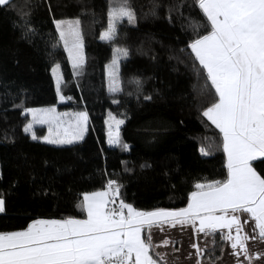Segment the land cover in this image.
Here are the masks:
<instances>
[{"label":"trees","instance_id":"obj_1","mask_svg":"<svg viewBox=\"0 0 264 264\" xmlns=\"http://www.w3.org/2000/svg\"><path fill=\"white\" fill-rule=\"evenodd\" d=\"M128 2L136 21L119 22L114 42L101 35L119 0H10L0 6V232L24 230L37 219H84L83 194L106 189L109 179L119 185L117 199L150 211L183 208L196 183L227 178L223 135L202 114L217 99L215 90L188 47L210 28L206 17L195 0ZM63 18L80 21L84 62L76 69L56 26ZM193 24L201 25L198 31ZM116 48L129 54L118 66L121 90L112 92L107 74ZM57 64L68 105L89 117L84 138L66 145L24 131L26 109L58 104ZM111 117L124 120L126 150L107 142ZM262 161L253 166L264 175ZM208 236L201 258L216 263L229 241L219 230Z\"/></svg>","mask_w":264,"mask_h":264},{"label":"snow or ice","instance_id":"obj_2","mask_svg":"<svg viewBox=\"0 0 264 264\" xmlns=\"http://www.w3.org/2000/svg\"><path fill=\"white\" fill-rule=\"evenodd\" d=\"M9 3L10 0H0V6ZM195 3L210 28L206 34H198L188 47L206 73V82L210 81L215 90L217 99L202 114L223 135L227 178L196 183L187 207L150 211L137 209L122 199L118 210L110 208L109 203H114L119 195V185L109 179L105 190L83 194L81 208L86 213L85 219H37L24 230L0 232V264H167L166 254H150L151 249L161 246L153 244L151 228L155 225L162 230L164 224L195 226L197 221V232L214 235L219 230L220 238L231 242L232 255L237 257L241 253L236 250L240 249L251 258L247 241L264 242V175L253 167V161L264 158V0H195ZM108 17V27L101 35L108 42L116 40L119 22L125 18L130 24L136 21L128 0H119L110 8ZM56 26L73 66L82 64L79 20H59ZM200 27L192 25L193 31ZM114 51L109 65L110 91L117 92L121 90L118 66L129 53L127 48ZM59 69L58 64L52 69L58 92L62 82ZM26 111L35 121L50 125L49 135L43 137L48 143L71 144L82 140L88 131L87 112L76 113L75 123L64 128L55 108ZM111 120L108 143L128 149L126 143H121L119 133L124 120L115 117ZM52 125L56 127L55 133ZM32 127L29 123L24 131H32ZM32 138H37L34 132ZM200 151L208 154L203 147ZM4 203L0 198V212L4 211ZM237 213L249 215L255 224L253 232L258 230V235H241L243 226ZM145 229L149 231L142 236ZM168 244V240L162 242L163 246ZM191 247L197 250V255L205 251L199 244ZM196 264H201L199 259ZM237 264L242 262L238 260Z\"/></svg>","mask_w":264,"mask_h":264},{"label":"crops","instance_id":"obj_3","mask_svg":"<svg viewBox=\"0 0 264 264\" xmlns=\"http://www.w3.org/2000/svg\"><path fill=\"white\" fill-rule=\"evenodd\" d=\"M225 154L227 158V153L225 152ZM102 190H105V189H102ZM98 191H101V190H98ZM93 192H96V191H93ZM87 193H92V192H87ZM109 207L116 208L117 210L119 209L118 207L114 206V204L111 202L109 203ZM170 210H174V209H170ZM240 220L243 226L241 235H243L244 233H247L248 235H250V233L247 232V229L245 227L246 225L245 224H244L245 226L243 225L244 223L243 216H240ZM198 223L199 221L196 222L195 226L177 224L175 227H172L169 224H164L162 226V230H160L158 226L154 225L150 230L151 235H152V242L154 245H161V246L151 249L150 254H154L155 252L166 254L165 258L167 260V264H196V261L198 259L200 260L201 264H216V263H210L208 261L203 260L201 258V254L197 255V250L191 247L192 244H199V247L201 249H206L210 245L209 236L206 235L205 233L197 232L196 229L198 228ZM145 230L146 232L149 231L148 229H145ZM256 233L258 234V230L256 231ZM142 236H143V233H142ZM164 240L169 241V244L167 246L162 245V242ZM230 243L231 242H229V246H230ZM249 243L255 244V249L253 250V253H252V256H254V258L251 256V254H249V256L253 258V262H255L256 264L260 263L262 259V254H263L262 249H264V242H261V241L256 242L255 240H251V242L249 241ZM232 252H230L231 255H232ZM245 257L243 255L242 258H245ZM251 258L249 259L248 257H246L245 258L247 260L246 263H248L249 260H251ZM230 259L231 260L228 262V264L237 263L236 262L238 260L237 256H234L233 259L232 258Z\"/></svg>","mask_w":264,"mask_h":264},{"label":"rangeland","instance_id":"obj_4","mask_svg":"<svg viewBox=\"0 0 264 264\" xmlns=\"http://www.w3.org/2000/svg\"><path fill=\"white\" fill-rule=\"evenodd\" d=\"M59 20L68 21V20H79V19L78 18H63V19H58L57 21H59ZM79 29H80V21H79ZM58 32H59V35H60V29H58ZM62 44H63V41H62ZM82 44H83V40H82ZM65 50H66V53H67V56H68L69 63H70V65H71V67L73 69H76L77 67H79L80 65H82V64H78L76 67H74L72 60L69 58L68 50L66 48H65ZM82 54H83V62H84V45H83V48H82ZM59 72H60V69H59ZM52 74H53V71H52ZM53 78H54V82H55V86H56V76L54 74H53ZM110 83H111V81H110L109 70H108V74H107V89L109 91H110ZM57 94H58V104L57 105L31 107V108H28V109L43 110V109L55 108L56 113L59 116L60 122L62 124V127L68 128V127H70L71 125H73L75 123V119H76L75 118V114L76 113H80V112H86V110L85 109H75L71 105H68V98L65 95H63V93L61 92V90H59V92L57 91ZM61 96L64 97L63 100L60 99ZM25 112H27V111L25 110ZM27 113L29 114V122H28V124L31 123L33 125L32 131H29V132L32 133V134L34 132L35 135H36V137H37V139H40V140H42L44 142H47V141L43 140V137L49 135V127H50V125L47 124V123H43L42 124V123H39V122L35 121L33 119L32 114L29 113V112H27ZM37 115L39 117L40 116V113L38 112ZM110 123H113V121H110L108 123L107 142H108V139H109V130H110L109 129V124ZM36 127H37V129H36ZM120 127H121V125H120ZM120 127H119V133H120ZM88 128H89V117H88ZM52 129H53V133H55L56 132L55 125H52ZM79 141H81V140H79ZM79 141H75V142H79ZM75 142H73V143H75ZM57 145H66V144H57ZM237 214L239 216H243V218H244L243 225L244 224L246 225V226L245 225L244 226L246 227L247 232L250 233V236L256 235L257 233L256 232H253V228L255 226L254 221L252 219H250L249 215L247 213H237ZM249 241L251 242V240H249ZM255 241L258 242L259 240H255ZM258 247H259V245H258ZM254 249H255V244L254 243L253 244L250 243V251H249V254H251V256H252V253H253V250ZM262 251H263V254H262L261 262L260 263H257V264H264V249H262ZM230 252H232V250L229 248L228 250H226L224 258L222 260L218 261V263L216 262V264H228V262L231 260L230 258L233 259V257H234V256H232L230 254ZM242 257H243V254L241 256H238L239 261H241L242 264H256L255 262H253L254 256H252L253 258H251V260H249L248 263H246L247 262V260L245 259L246 257L245 256H244L245 258H242ZM250 261H252V262H250Z\"/></svg>","mask_w":264,"mask_h":264},{"label":"flooded vegetation","instance_id":"obj_5","mask_svg":"<svg viewBox=\"0 0 264 264\" xmlns=\"http://www.w3.org/2000/svg\"><path fill=\"white\" fill-rule=\"evenodd\" d=\"M228 231V230H227ZM232 235L233 236H235L236 235V231H235V227L233 228V230H232ZM247 246H248V248H249V250H250V243H249V241H247ZM237 251H239L241 254L239 255V256H241L242 254H243V252H242V250H240V249H237ZM238 258V257H237ZM238 260H239V258H238ZM237 260V261H238ZM236 261V262H237ZM237 264V263H236Z\"/></svg>","mask_w":264,"mask_h":264},{"label":"built area","instance_id":"obj_6","mask_svg":"<svg viewBox=\"0 0 264 264\" xmlns=\"http://www.w3.org/2000/svg\"><path fill=\"white\" fill-rule=\"evenodd\" d=\"M119 200H120V199H117V198H116L115 202L113 203L114 206H116V207H118V208H119Z\"/></svg>","mask_w":264,"mask_h":264},{"label":"water","instance_id":"obj_7","mask_svg":"<svg viewBox=\"0 0 264 264\" xmlns=\"http://www.w3.org/2000/svg\"><path fill=\"white\" fill-rule=\"evenodd\" d=\"M198 227H199V223H198Z\"/></svg>","mask_w":264,"mask_h":264}]
</instances>
